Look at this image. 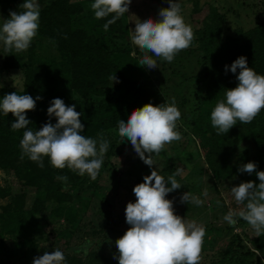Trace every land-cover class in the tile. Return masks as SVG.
<instances>
[{"label": "trees", "instance_id": "1", "mask_svg": "<svg viewBox=\"0 0 264 264\" xmlns=\"http://www.w3.org/2000/svg\"><path fill=\"white\" fill-rule=\"evenodd\" d=\"M22 2L23 0H3L2 14L8 17L10 11H21L19 5ZM37 2L40 8L37 34L54 42L55 50L63 63L55 64L56 68L53 64L36 63L32 47L27 49L21 94L30 95L33 99L41 97L36 101L35 109L26 113V118L31 122L29 128L39 130L47 122L54 125L56 119L47 115L50 102L60 98L70 106L72 93L86 100L92 96L100 98L106 92L121 91L115 100L91 101L93 105L88 106V111L94 113V128L97 130L113 131L118 128L119 120L127 119L134 109L148 103L159 105L158 92L149 81L135 83L123 79L108 52L91 35L82 29L70 28V18L81 13L80 5L67 0ZM190 16L193 19L195 37L191 46L200 53L201 71L197 74V83L195 81L196 102L184 125L200 140L199 149L213 189L229 182L230 189L239 186L241 182L258 184L255 173L248 174L239 169L244 164L254 162L257 165L256 171H264V109L251 123L241 124L237 121L236 126L224 135H217L216 129L211 125L210 115L216 103L224 99L225 90L234 88L238 83L236 76L239 69L233 74L231 71L225 72V66L230 68L237 58L244 56L248 67L257 74L264 75V18L257 21L253 28L244 32L237 31L233 37L223 40L221 28L224 18L215 8H202L194 1ZM108 19H111V15L98 20L97 26L104 29L103 25ZM107 31L117 38L122 37L120 19L110 25ZM140 55L142 57L143 53L140 52ZM111 76H115L118 82L111 85ZM126 97H130V101ZM13 122L15 118L11 114L0 112V171L11 180L10 188L0 187V199H11L0 211V239L2 235H8L17 240L25 227L29 226L25 220L32 219L33 213L37 214L45 203L56 206V216L64 210L67 228L72 229L77 211L70 205V200L77 195L69 194L68 189L81 185L88 174L81 176L68 168L56 169L50 165L47 157L43 159V167L27 156L21 159L19 145L23 132L27 129L12 131L10 124ZM81 123L84 126L91 125L89 119L87 123ZM120 140L122 139L119 137L118 141ZM241 147L243 151L240 150ZM58 176H66L67 182L57 179ZM25 197L28 205L26 209L20 210L21 201ZM166 199L170 200V197L167 196ZM236 219L237 225L246 223L242 218ZM249 244L252 250L242 245L236 236H232L218 259L209 264H250L255 259L253 251L261 253L264 259V234L252 239ZM84 245L85 241L77 247L79 255H82ZM50 246L52 251L59 249L64 253V264H82L81 258L84 255L73 257L75 251L70 249L69 241L58 239L56 242L52 241ZM38 250L35 245L24 241L16 249L6 251L5 259L0 264H7L9 261L19 263L36 255ZM104 261L105 259L100 258L94 264H105Z\"/></svg>", "mask_w": 264, "mask_h": 264}, {"label": "rangeland", "instance_id": "2", "mask_svg": "<svg viewBox=\"0 0 264 264\" xmlns=\"http://www.w3.org/2000/svg\"><path fill=\"white\" fill-rule=\"evenodd\" d=\"M2 1L0 0V19H7L8 17L1 11ZM67 1L81 7V13L70 18V28L82 29L91 35L97 44L108 52L110 60L117 66L123 79L135 83L149 81L158 92L159 105L175 98L176 106L181 112V118L177 121V131L182 138L166 145L158 155L153 154V167L166 181L167 177L177 169L182 170L181 174L176 176L181 189L169 193L168 196L173 201L176 215L188 221L195 220L205 228L200 264L216 261L232 236H236L242 245L252 250L249 242L258 235L247 222L230 226L223 220L229 210L241 208L235 203L231 194L228 185L231 182L217 185L215 189L210 186L202 152L199 149L200 140L184 125L190 118L196 102L194 90L195 81L197 83L199 79L197 74L201 71L200 53L191 46L179 52L171 63L153 56L157 61V69L148 70L139 64L142 58L140 50L131 42V30L135 27L136 18L141 21L147 18L158 19L159 10L168 7L166 0H132L128 13L120 18L123 33L120 38L97 26L98 20L94 18L90 8L94 0ZM194 1L199 7L210 6L222 14L224 23L221 28V39L223 40L233 37L237 31L244 32L253 28L257 21L264 18V0H177L185 23L191 25L192 29L193 19L190 11ZM30 47L33 49V59L36 63L53 64L56 68L55 64L63 61L50 39L42 38L37 34ZM26 51L5 52L3 44L0 43V84L3 85L0 87V99L15 91L17 94L22 93V71L26 65ZM120 94L121 91L106 92L100 98L92 96L91 99L86 100L75 93L70 95V106L75 104L76 110L81 112V122L87 123L89 119L91 123L89 126H84L81 134L93 139L103 136L109 141V148L104 155L103 165L97 178L92 180L86 175L81 185L68 189L69 194L77 195L70 200V205L77 211L73 228H67L64 210L56 216L54 213L56 206L45 203L43 209L37 214L33 213L32 219L25 220L29 226L25 227L17 240H13L12 236L2 235L0 261H4L6 251H12L19 243L28 241L38 247V253L19 263L9 261L7 264H32L34 258L43 255L46 251L49 253L52 251L50 246L52 241L56 242L63 238L69 241L70 249L75 251L73 257L79 258L84 255L81 258L82 264H94L100 258L105 259V264H118V260L113 259L114 255H118L115 241L129 228L125 222L126 205L129 202L135 203L136 198L132 189L142 183L143 177L150 175L152 170L139 159L130 142L126 139L118 141V128H114L113 131L94 128L96 123L94 113L88 111V106L93 105L91 101L115 100ZM126 99L130 101L131 98L126 97ZM168 166L170 167L167 168ZM10 181V178L0 171V187L10 188ZM186 192L202 200V205L197 206L191 202L181 203L180 197ZM10 200L9 197L0 199V211L10 203ZM21 204L20 210L26 209L27 197L22 199ZM84 241H91V245L88 247L87 255L84 254V250L82 255H79L80 251L77 247ZM253 252L255 259L250 264H264L262 254Z\"/></svg>", "mask_w": 264, "mask_h": 264}, {"label": "clouds", "instance_id": "3", "mask_svg": "<svg viewBox=\"0 0 264 264\" xmlns=\"http://www.w3.org/2000/svg\"><path fill=\"white\" fill-rule=\"evenodd\" d=\"M168 7L159 10L158 19L136 18L131 30V42L143 53L139 64L148 70L157 69L153 56L171 63L182 50L188 49L194 32L181 15V6L177 0H166ZM132 0H94L90 8L97 20L109 17L103 25L104 31L129 11ZM21 11H10L7 19H0V43L5 52L26 51L39 29L40 8L37 0H23ZM151 53L152 55H149ZM236 76L237 85L226 89L224 99L219 100L211 111L210 120L217 135H224L236 126L251 123L264 109V75L257 74L248 67L247 58L240 56L225 72ZM111 85L118 82L115 76L109 78ZM0 87H3L0 84ZM30 95L12 92L0 99V112L11 114L15 122L10 124L12 131L27 129L20 140L21 159L29 160L43 167L47 157L52 167L68 168L83 176L88 174L92 180L97 178L109 148V141L103 136L93 139L82 135L84 125L81 112L76 105L68 106L60 98H55L47 108L49 118L56 123H45L39 130L29 128L30 121L26 113L35 109L36 101ZM181 112L175 98L170 102L154 106L152 103L134 109L127 121L118 122V135L130 142L139 159L151 170L143 177V182L132 189L135 203L129 202L125 208V222L129 225L126 232L115 241L118 255L113 259L118 264H200L205 228L195 220H185L175 214L173 201L166 199L169 193L181 189L176 176L182 170L165 178L154 169L153 154L158 155L165 146L182 137L177 131V121ZM241 151L244 149L241 147ZM147 154V155H146ZM254 162L244 164L239 171L255 173L259 183L241 182L230 189L239 210H229L223 217L230 226L242 218L257 235L264 234V171H256ZM57 179L67 182L66 176ZM170 185V187H169ZM206 194V193H205ZM181 203L202 205L203 201L190 192L180 197ZM219 203V202H218ZM91 241H85L84 254L87 255ZM65 255L57 249L33 259L32 264H64Z\"/></svg>", "mask_w": 264, "mask_h": 264}]
</instances>
